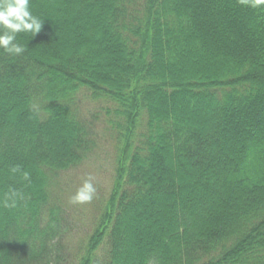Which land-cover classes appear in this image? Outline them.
Wrapping results in <instances>:
<instances>
[{"label":"trees","instance_id":"obj_1","mask_svg":"<svg viewBox=\"0 0 264 264\" xmlns=\"http://www.w3.org/2000/svg\"><path fill=\"white\" fill-rule=\"evenodd\" d=\"M0 49V264H264V7L32 0ZM111 192L70 248L66 173L99 147ZM15 201L14 207L5 206Z\"/></svg>","mask_w":264,"mask_h":264},{"label":"rangeland","instance_id":"obj_2","mask_svg":"<svg viewBox=\"0 0 264 264\" xmlns=\"http://www.w3.org/2000/svg\"><path fill=\"white\" fill-rule=\"evenodd\" d=\"M81 106L87 116H97L98 121L96 123L101 139L96 153L81 167L66 173L62 184L64 200L71 212L74 225L73 234L67 240L70 248H76L90 231L98 210L109 196L113 185L117 158L115 142L106 133L107 120L109 119L107 106L89 98H83ZM89 177L93 178V183L96 187V194L93 200L84 204L72 203V196L84 180Z\"/></svg>","mask_w":264,"mask_h":264},{"label":"clouds","instance_id":"obj_3","mask_svg":"<svg viewBox=\"0 0 264 264\" xmlns=\"http://www.w3.org/2000/svg\"><path fill=\"white\" fill-rule=\"evenodd\" d=\"M32 0H0V49L10 55H21L25 46L17 42L20 33H32L35 36L42 29L43 20L36 16L31 8ZM244 6L259 9L264 0H238ZM96 187L93 178L84 180L72 196V203L84 204L93 200ZM5 206L14 207L15 201Z\"/></svg>","mask_w":264,"mask_h":264}]
</instances>
